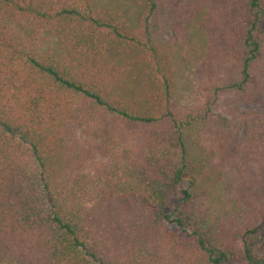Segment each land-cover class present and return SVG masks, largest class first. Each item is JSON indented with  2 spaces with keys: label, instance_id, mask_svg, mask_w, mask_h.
<instances>
[{
  "label": "trees",
  "instance_id": "1",
  "mask_svg": "<svg viewBox=\"0 0 264 264\" xmlns=\"http://www.w3.org/2000/svg\"><path fill=\"white\" fill-rule=\"evenodd\" d=\"M263 96L264 0H0V264H264Z\"/></svg>",
  "mask_w": 264,
  "mask_h": 264
},
{
  "label": "rangeland",
  "instance_id": "2",
  "mask_svg": "<svg viewBox=\"0 0 264 264\" xmlns=\"http://www.w3.org/2000/svg\"><path fill=\"white\" fill-rule=\"evenodd\" d=\"M233 107L237 108V114L240 117H246V118L249 117L250 119L258 118L264 115V96L255 103H252L249 105L234 104ZM255 120L256 119H254V121ZM191 135L195 136V132H191ZM243 136H244V133L242 134V137ZM224 175L226 176L223 177V174L222 175L218 174L217 175L218 180L215 181V183L217 184L216 190L218 191V193L224 196V199L223 200L221 199V201L227 203L226 198H230L229 192L234 188V185L232 183L233 177L228 174H224Z\"/></svg>",
  "mask_w": 264,
  "mask_h": 264
}]
</instances>
